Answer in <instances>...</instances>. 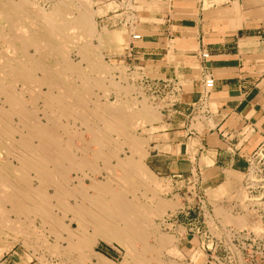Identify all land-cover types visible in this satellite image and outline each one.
<instances>
[{
	"label": "rangeland",
	"instance_id": "rangeland-1",
	"mask_svg": "<svg viewBox=\"0 0 264 264\" xmlns=\"http://www.w3.org/2000/svg\"><path fill=\"white\" fill-rule=\"evenodd\" d=\"M1 1L2 0H0V2ZM23 1H25V3ZM173 1L174 0H62V1L61 0H14V3H18L15 13L16 16L14 14L15 19L17 18L15 20V23L17 24H15L16 27L15 26L14 27L21 28V25L22 27L24 25L25 28L23 27V29L29 31L27 32L25 30V32H23L24 35L23 39L24 38L26 39L29 35V40L24 39L27 42L26 44H29V42L32 41V37L34 42L37 43L40 42L39 44L35 43L34 45V42L32 41L31 45L29 44L30 48L28 47L29 45L25 47L26 54L30 52L31 56L33 57V58L28 57L30 58V62L32 63L34 62L31 68L34 69V67H37L36 63L41 65L44 64L43 68L37 67L36 71L33 70L34 76L38 75L37 76L38 78H40L41 76L42 77L40 79L36 77L38 80L35 79V81L31 82L30 83L31 85L29 86V87H33L35 85L34 87L36 88L35 92L38 96L36 95L35 97L36 99L34 102L37 101L35 105L36 107L38 106L37 107V110L39 109L38 114L39 116L42 115L43 117L44 115L43 112H47L50 114V116L54 118L51 121V123H48V125L51 124L56 125L55 121L58 122L57 124L61 125V128L58 127L57 129L58 131L57 130L56 131H57V135L60 138L64 139V140L60 139L63 149L65 150L67 149V151H70V149H72L71 152H74L76 154L75 160H70L75 162L72 163L69 162V160H67L65 162L66 168L63 171L65 173H63L62 177H59V179L56 180V182H59L58 180L61 179L60 182L64 181L63 182L64 184L67 183V185L65 186L68 189L73 190V191L70 190L71 192L75 193V199H74V194H70L66 196V198L68 197L72 201L69 200L68 198H67L68 200L66 201L70 203L72 206V204H75V200H79L81 198V197L79 198L78 196H80L79 194L84 189L83 193H86L87 196L86 199L84 198L83 202L85 203L86 206H89L88 207L89 209L92 210L95 209L92 202L93 199H95V196L98 195V191L93 187L94 186L93 183H95L94 181L97 180V182L101 184L110 183L108 185H110L114 193L116 192L115 194L117 193L122 194V192L125 193L126 197H128L129 200L135 202L139 207H143L144 209H146L144 212H147L146 213L147 215L145 216L146 218L145 217L144 219L142 218V222L145 225L143 226L141 224L140 229L138 230L137 229L135 230L132 227L130 228V226H128L124 221H119L120 223L119 227L124 228V230L128 232V233L125 232L127 237L124 236L125 244H126L125 246L117 241L108 244L107 242L103 241V239H100L98 237V239L95 240L94 245L87 246V248L86 246H80L79 248V246L74 247L75 245L74 241L75 242L77 241L76 237L78 238V236L84 234H86L84 236L91 237L96 234L94 231L95 230L94 219H92L91 217L90 219L86 218L85 222H83L84 224L82 227L83 229L82 228L79 229L77 221L74 220V218H76V214L74 212H71L72 210L70 211L69 208L66 209L65 207H63V205L60 204L61 202H59L60 200L56 193V189L54 188L53 185L54 183L48 181V183L45 184V182H47V180H45V182L41 186L43 189L40 187L42 189L40 191L44 192L46 190L48 192L47 194L48 197H49V192L50 195H52L48 198L47 204L44 205L46 208L45 207L43 208V205H40L43 203L42 201H44L41 195L42 192L40 191H38V193H35V195L37 196L36 198L33 197V202H35L34 205L36 204L35 211L33 209L29 210L30 213L29 211H26L25 213L23 211H19L21 209H18L17 204H15L14 202L13 204L17 208L15 206H12L13 205L12 201H14L13 198L17 199L19 196L21 197V195L23 194L21 193L22 192L21 190L24 189L25 185L37 187L40 184L39 183L40 177H39V173L36 172L37 170H34L32 168V170L30 171L31 167L25 166L27 167L25 168L24 165L20 163V158H17L15 156V151H13L16 149V147L12 148L11 149L12 151L10 150V148L13 147L14 145V142L12 141H18L24 135L28 134L27 133L28 131L26 130L25 124L23 122L18 124L15 123L19 117H17V115L16 116L14 115L13 126L17 124L18 127L16 126L14 127L16 130L13 132L14 133L13 135L11 133V135L9 136L10 139H8L7 137L5 138L6 134H4L5 136H3L4 137L3 140L4 139L7 140H4L3 141L4 145L0 146V159H1L0 165L2 167L5 166L7 169L5 167L3 168L6 171L10 169L9 173L8 172L3 173L6 171L5 170L3 171V168L0 166V168H2L0 170V173L3 171L2 173L5 175V177H0L1 178L0 184L2 185V188L0 187L1 192L5 191V193L2 192L4 193L2 196L3 197L5 196V198L2 201H0V206L2 205L0 208L1 210L0 212L3 214V216H1L0 214V264H101V263L102 264H190L189 262H191V260L194 259V255L192 254L190 249L189 250L186 249V251L183 250L185 249L184 246L186 244L182 243V241L180 240L179 235H177L176 233V228H173L172 225H170L169 223L166 224L167 222L164 219L167 218V216L174 217L176 212L178 210H182L183 208L185 209V211H190L196 202L195 194L199 189H202L210 200L212 201L214 200L213 203L215 204V199H218L225 195H231L234 191V187L231 181L230 182L227 181L224 183L220 182L215 185H210L207 180L208 179L207 172L205 170H202L203 172L194 171V174H192L191 172H185L183 176H181L178 185L175 186L173 189L170 180H166L167 181L166 182L164 178L154 174L149 169L148 166L147 157L152 150L151 142L153 139L157 138V136H154L151 133V131L154 130L155 128H152V130L148 128L154 122L161 120L162 118L161 115L162 113H164L163 109H166L167 107L171 106L174 103V101L179 98L180 94L183 93V90H182V85H180V82L178 80L174 81V82H179V85L177 86L176 84L174 85L175 86L174 89L172 88L173 87L172 86L164 91L160 87V83L158 79L150 80V75L148 72L149 69L146 68L145 66V59L134 58L136 52L134 45L139 44L142 40L132 41L133 40L132 34L140 33L143 36L149 34L150 33L149 30H147L149 25L153 24V22L156 21L157 22L164 21L161 19V15L164 16L167 13V11L170 10V8H172L174 3ZM26 4L28 10L27 7L26 8L22 7V6H26ZM205 5H207V2ZM0 11L3 10L0 9ZM53 12L54 15L51 14ZM28 14H31V16ZM19 15H23V16H19ZM82 15L83 17H81ZM73 16H75L76 18H74ZM61 17L63 18V20ZM46 18L49 19L47 20ZM58 19H60V21H58ZM64 19L65 22L67 19L66 23L62 22L64 21ZM74 19L77 21V23ZM45 20L47 21V23H45L46 22ZM60 22H62L61 23L62 28H64V30L62 29V31L63 33L65 32L63 35L61 29H58L61 26ZM6 23L7 22L3 20L2 26L0 28V44L2 43V45H0V51L1 52L3 51V53L5 52L4 55L3 53L1 54L2 56H5V54H7L6 56L8 58L9 56L13 58L16 54H18V52L17 50L14 51L15 48L11 46L12 44H9L13 33L11 32L12 30L11 26H9ZM56 23L57 25L59 24L60 26L58 25L59 26L58 27L57 25H55ZM64 24H67L68 26ZM68 27L71 29L69 30ZM76 27H78L77 29L79 30H77ZM54 29L56 30L54 31ZM57 29L60 31H58ZM50 31L51 32L54 31L55 33L52 32L54 35H52ZM56 32L57 33L59 32V34L56 35ZM37 34H39L38 35L39 37L37 36ZM3 35L4 37H6L5 40L2 39L5 42L1 41V37ZM5 35H11V37ZM35 36L38 37L37 41L36 39H34L36 38ZM40 36H45V38ZM20 37L22 36L20 35ZM20 37L17 38L18 40L17 43L19 42V44L22 43L20 42V40L22 41ZM62 42L64 43L62 44ZM43 43H46V46H44L45 44ZM54 45L57 47V48L55 47L56 50L54 48ZM5 46H7L9 50ZM34 46L36 47V49ZM59 46L61 47V49H59L60 48ZM4 47L5 49H3ZM47 51L50 52L47 53ZM13 52H17V53L15 54ZM30 53L28 55H30ZM35 55L38 56L37 57L38 60L35 59L36 58ZM53 55L54 56L56 55L57 57L56 56L54 57ZM24 58L23 60L27 59V57L25 59ZM32 59H34V61ZM66 62H67V67H65ZM62 63H64L65 66ZM68 63H70L69 64L70 67ZM60 64L63 65V67H61ZM49 71H51L50 72L51 74L54 73L56 74V76L54 75L53 77L55 78L56 81H58L57 84L58 87L56 86L57 89L56 87H54L56 83L53 82V79L52 82L55 84H52L50 83V81L49 82L47 81L48 79L47 73ZM65 72L68 76L64 74ZM58 73L61 74L58 75ZM169 76L171 77V80L175 79L174 75H169ZM45 78H46V82H45ZM39 80L40 82H37ZM84 80L85 82H83ZM42 82L45 84L43 85L39 84ZM47 82L51 84L50 88H52L51 89L52 92H50V89L49 90L47 89L49 88L47 87L48 86ZM70 82L72 83V85ZM25 86L26 85H23L21 81L17 85L19 89ZM62 87L65 89L62 90ZM68 87H70L69 90L67 89ZM72 87L74 88L75 91H73ZM75 87L76 88L78 87L79 90L78 89L77 90L79 92L75 89ZM82 88L85 89L84 90L85 92L82 91ZM66 89L70 93V96L72 94L75 95L70 97ZM63 91L65 93H63ZM50 93H52L53 96V101L50 104V107L53 108L51 109L48 107V109L46 110L47 106L45 105L46 103H49L47 101L48 100L47 98H49L48 94ZM27 95L28 93L26 94V98L29 99L30 95L28 96ZM75 97L77 98V100L78 99L80 100V97L81 98L85 97L83 98L84 99L83 102L85 104L82 101L74 100ZM42 101L45 102L43 103ZM41 102H42L41 104L42 106L40 105ZM66 102L67 105L69 104L68 106L66 105ZM76 102L78 104L80 102L79 106ZM82 103L84 105V107L82 108L83 110L81 109L82 106H80ZM58 104L60 106L62 104L63 105L65 104L64 107L63 105L61 106L62 107L61 111L60 109H58L60 108ZM55 106H59L57 108V112ZM66 109L69 111L68 113H71L72 111V113L69 114V116L68 113L67 115L65 114L67 112ZM62 110L64 111L66 110V112ZM75 110L77 111L76 112L77 114L75 113ZM91 110L94 112H92ZM58 114L60 115V117ZM54 115L56 116V118ZM43 121L45 122V120ZM112 122H114L113 124L115 125L114 127H112L113 125H111ZM118 124L120 125V127H118L119 126ZM122 124L124 125L125 129L122 126ZM65 126H67L66 132H64ZM19 129H21L20 135L17 134L20 131ZM96 130L99 131V133ZM18 135L21 136V138H18L19 137ZM11 136H15V137L12 138ZM130 137L131 138L135 137L140 141L141 145L139 144V146L136 148V151H135V147L131 148V145L129 144V139H131ZM34 138L37 141L32 138L31 143L38 144L39 143L38 138L37 137ZM8 140H11V142ZM8 143H10V145ZM8 149L10 151H8ZM9 152L11 153L14 152V154H11L13 156H11ZM5 158L6 160H4ZM121 160L123 161V163H126V161L128 160H132V161L135 160L137 161V164L139 162L140 165L138 164L137 166H133L131 164L130 165L127 164L126 166H124L125 164H123ZM84 161L86 163H84ZM202 162L205 161L203 160ZM80 163H83V165H81ZM21 164L23 166H21ZM21 168L22 170L19 171ZM12 169L15 170V173ZM66 170H68L69 172ZM11 172L14 174H12ZM4 175L1 174L0 176H4ZM14 175H16V177H14ZM23 175L25 177H28L27 182L25 183L23 182L24 181L23 179H25ZM12 177H14L15 179ZM32 177H34V179ZM66 177H68V179ZM9 178L12 179L9 180ZM20 178L21 180H19ZM4 179H6L7 181ZM81 180H83L84 182ZM4 181L5 183H8L9 181L8 184L13 186V188L10 185L6 186V184H3ZM31 181L32 183H30ZM111 181L113 182L111 183ZM11 182L14 184H12ZM20 182L23 186L21 185L20 187H18L19 188L18 189L17 186L20 185ZM49 183H51V185H49ZM75 190H77L78 192ZM46 191L44 193H46ZM76 193L79 194L76 195ZM81 199L83 200V198ZM9 203H11L12 205ZM47 206L48 207L53 206L54 208L51 207L50 209L49 207V209H47ZM60 208H62L63 210L65 208L64 210L65 212L62 211ZM38 209H40L41 211ZM44 209L47 211L49 210V213ZM8 210L10 213L8 212ZM66 211H68V213ZM222 211H224L222 208L219 209V212ZM46 212L49 215L48 217H46L47 216ZM28 213L29 216L28 218H26L27 217L26 215H28ZM35 213L37 215H35ZM52 216H56L58 219L61 218L59 219V221L61 222L60 226L54 225V223L50 219ZM14 218L16 219L14 220ZM229 218H230L229 219L230 222L236 221V220H232L231 218L240 219L236 217H229ZM174 219L176 220V218ZM9 222L12 223V226L10 225ZM32 226L35 228H33ZM52 227L54 229H51ZM63 227L66 228L65 231ZM61 229H63V231ZM55 232L57 233L55 234ZM140 234L143 235L140 236ZM160 237L162 240L160 239ZM163 239H167V241L162 244ZM127 240L128 243L126 242ZM98 253L104 254L109 259L107 258L105 259V257L102 258L101 254ZM195 264H199V263L197 262Z\"/></svg>",
	"mask_w": 264,
	"mask_h": 264
},
{
	"label": "crops",
	"instance_id": "crops-1",
	"mask_svg": "<svg viewBox=\"0 0 264 264\" xmlns=\"http://www.w3.org/2000/svg\"><path fill=\"white\" fill-rule=\"evenodd\" d=\"M173 2L164 21L149 25L150 33L134 45L150 80H178L183 90L148 128L157 136L148 166L173 189L185 172L202 170L210 185L231 181L235 188L264 145V0ZM202 48L211 53L207 70L215 78L207 97ZM185 213L178 210L176 220L186 222ZM182 243L192 252L191 235Z\"/></svg>",
	"mask_w": 264,
	"mask_h": 264
},
{
	"label": "bare ground",
	"instance_id": "bare-ground-1",
	"mask_svg": "<svg viewBox=\"0 0 264 264\" xmlns=\"http://www.w3.org/2000/svg\"><path fill=\"white\" fill-rule=\"evenodd\" d=\"M62 1V0H61ZM19 2V1H18ZM24 3H25V1H23ZM31 2V1H30ZM29 2V3H30ZM70 2V1H69ZM68 2V3H69ZM22 3V2H21ZM35 3V2H34ZM31 4V3H30ZM62 4V3H61ZM72 4H73V2H72ZM17 5H18V3H14V0H2L1 2H0V9L1 10H3V11H0V28H1V26H2V21L4 20L5 22H7L6 24H8L9 26H11V28H12V30H11V32L13 33V35H12V37H11V35H5V36H9V37H11V40H10V43L9 44H12L11 46H13L15 49H14V51H16L17 50V52H18V54H16L17 52H13V53H15L16 55L12 58L11 56H9V58L6 56L7 54H5V56H2L1 54L3 53V51L0 53V146H2V145H4L3 144V141L4 140H7V139H4L3 140V136H5L4 134H6V136H5V138L7 137L8 139H10L9 138V136L11 135V133H12V135L14 134L13 132L16 130L14 127L16 126V127H18L17 126V124L18 123H21V122H23L24 124H25V127H26V130L28 131H26L28 134H26V135H24L22 138H21V136H19L20 135V132H21V129H19L20 131H19V133H17V134H19L17 137L18 138H21L20 140H18V141H12V142H14V145H13V147H11L10 148V150L12 149V148H14V147H16V149L15 150H13V151H15V156L17 157V158H20V163H22L23 165H24V167L25 166H27V167H31L30 168V171L32 170V168L34 169V170H37L36 172H38L39 173V177H40V180H39V185L37 186V187H33V186H30V185H25L24 183L25 182H27V178L28 177H25L24 175H23V177L25 178V179H23L24 181V185H25V187H24V189H20L22 192L21 193H23L22 195H21V197L19 198H17V199H15V198H13V200L14 201H12V204H13V202L15 203V204H17V207H18V209H21V210H19V211H23L24 213L26 212V211H29L30 209L32 210H34L35 211V209H36V204L34 205V203L35 202H33V197H37L36 195H35V193H38V191H40V190H42L43 188L41 187L42 186V184L45 182V180H47V182H45V184L46 183H48V181H50V182H52V183H54L53 185H54V188L56 189V193H57V195H58V198H59V202H61L60 204L61 205H63V207H65L66 209H70V211L71 212H74L75 214H76V218H74V220L75 221H77V224H78V228L80 229V228H82L83 227V222H85V219L86 218H89L90 219V217L92 218V219H94V226H95V235H93V236H91V237H89V236H84V235H86V234H84V235H81V236H78V238L76 237V239H77V241L75 242L74 241V247H76V246H79V248H80V246H86V248H87V246H92V245H94V243H95V240H97L98 239V237L100 238V239H103V241H105V242H107L108 244L109 243H112V242H115V241H117V242H119V243H121L122 245H126L125 244V238H124V236H126V233H128V232H126L125 230H124V228H121V227H119L120 225V223H119V221H124L128 226H130V228L132 227V228H134L135 230L137 229H140V226H141V224L144 226L145 224H143V222H142V218L144 219V217L147 215L146 213L147 212H144L146 209H144L143 207H139L135 202H132L131 200H129L128 199V197H126V195H125V193H123L122 192V194H115L114 192H113V190H112V188L110 187V185H108V184H110V183H108V184H101V183H98L97 182V180H95L94 182L95 183H93L94 184V188L98 191V195L97 196H95V199H93V205H94V207H95V209H89L88 207L89 206H86L85 205V203L83 202L84 201V198L86 199V193H83V190L81 191L80 189V191H81V193L79 194V193H76V195L77 194H79L80 196H78L79 198L81 197V198H83V200L80 198L79 200H75V204H72V206H71V204L70 203H68L66 200H68L67 198H66V196H68V195H70V194H74V199H75V193H73V192H71V191H73V190H71V189H68L65 185H67V183L66 184H64L63 182L64 181H61L60 182V180H58L59 182H56V180L57 179H59V177H62L63 176V173H65V172H63L64 170H65V162L67 161V160H69V162H72V163H74L73 161H70V160H75V157H76V154L74 153V152H71V150L72 149H70V151H67V149L65 150V149H63V146H62V143H61V140L60 139H63V138H60L58 135H57V129H58V127H60L61 128V125H59V124H57L58 122L57 121H55V123H56V125H48V123H51V121L54 119L52 116H50V114L49 113H47V112H43V117H42V115L41 116H39V114H38V111H39V109L37 110V107H36V102H34L35 101V97H36V92H35V85L33 86V87H29L31 84V82H33V81H35V79H37L38 77V75L37 76H34L33 75V70L34 71H36V68L37 67H40V68H43L44 67V64L43 65H41V64H38V63H36V66L37 67H34V69L33 68H31L32 67V65H33V63L32 62H30V58H28V57H31V58H33L32 56H31V53H30V55H28L29 53H27L26 54V50H25V47L26 46H28L29 44L31 45V42L33 41V37H32V41L31 42H29V44H26L27 42L25 41V40H29V35H28V39L26 38H24L23 39V32H25V30L23 29V27H24V25H23V27H22V25H21V28L20 27H17V28H15L16 26H15V24H17V23H15V20L17 19H15V16H16V9H17ZM22 5V4H21ZM63 5V4H62ZM65 5V4H64ZM29 6V5H28ZM31 6V5H30ZM80 6V5H79ZM2 7V8H1ZM19 7H21V6H19ZM23 8L25 7H27V4H26V6H22ZM59 7V6H58ZM31 8V7H30ZM35 8V7H34ZM64 9H65V7H64ZM11 10H12V12H11ZM27 10H28V7H27ZM32 10V9H31ZM30 10V11H31ZM63 10V9H62ZM69 10V9H68ZM26 11V10H25ZM36 11H37V9H36ZM55 11V10H54ZM65 11V10H64ZM27 12V11H26ZM59 12V11H58ZM20 13V12H19ZM14 14H15V16H14ZM21 14V13H20ZM27 14V13H26ZM36 14V13H35ZM39 14V13H38ZM51 14H53L54 15V12L53 13H51ZM50 14V15H51ZM58 14H60V13H58ZM78 14H79V12H78ZM86 14V13H85ZM88 14V13H87ZM18 15V14H17ZM28 15H30L31 16V14H28ZM44 15V14H43ZM52 15V16H53ZM68 15H70V14H68ZM73 15V14H72ZM81 15V14H80ZM19 16H23V15H19ZM27 16V15H26ZM34 16V15H33ZM52 16H50V17H52ZM60 16V15H59ZM58 16V17H59ZM64 16H65V14H64ZM85 16V15H84ZM29 17V16H28ZM74 18H76L75 16H73ZM81 17H83V15L81 16ZM37 18V17H36ZM62 18V17H61ZM60 18V19H61ZM65 18V17H64ZM67 18V17H66ZM78 18H80V17H78ZM24 19V18H23ZM47 20L49 19V18H46ZM60 19H58V21H60ZM18 20H19V18H18ZM25 20H28V19H25ZM24 20V21H25ZM36 20H38V19H36ZM52 20V19H51ZM50 20V21H51ZM53 20H55V19H53ZM62 20H63V18H62ZM75 20V19H74ZM46 21V20H45ZM57 21V22H58ZM76 21V20H75ZM74 21V22H75ZM79 21V20H78ZM88 21V20H87ZM49 22V21H48ZM62 22H65V19H64V21H62ZM62 22H60V24L62 23ZM66 22H67V19H66ZM65 22V23H66ZM74 22H73V24H74ZM80 22V21H79ZM78 22V23H79ZM89 22V21H88ZM20 23V22H19ZM24 23V22H23ZM33 23V22H32ZM36 23V22H35ZM44 23V22H43ZM45 23H47V21L45 22ZM76 23H77V21H76ZM87 23V22H86ZM5 24V25H6ZM25 24V23H24ZM67 24H69V23H67ZM67 24H64V25H67ZM70 24H72V23H70ZM81 24H82V21H81ZM39 25H41V24H39ZM43 25V24H42ZM55 25H57V23L55 24ZM54 25V26H55ZM59 25V24H58ZM57 25V26H58ZM15 26V27H14ZM26 26V25H25ZM32 26V25H31ZM44 26V25H43ZM51 26V25H50ZM54 26H52V27H54ZM60 26V25H59ZM58 26V27H59ZM68 26V25H67ZM75 26H76V24H75ZM86 26V25H85ZM33 27V26H32ZM31 27V28H32ZM36 27H37V25H36ZM9 28V27H8ZM25 28V27H24ZM49 28V27H48ZM69 28V27H68ZM67 28V29H68ZM73 28H75V27H73ZM78 27H76V29H77ZM81 28V27H80ZM47 29V28H46ZM53 29V28H52ZM58 29H61V32H62V35L65 33H63V31H62V29L64 30V28H62V24H61V26H60V28H58ZM57 29V30H58ZM71 28H69V30H70ZM90 29V28H89ZM49 30V29H48ZM48 30H47V32H48ZM56 29H54V31H55ZM77 30H79V29H77ZM27 32H29L28 30H26ZM31 31V30H30ZM36 31H38V30H36ZM54 31H52L53 33H55ZM58 31H60V30H58ZM72 31V30H71ZM26 32V33H27ZM43 32V31H42ZM41 32V33H42ZM51 31H50V33L52 34V35H54L53 33H52ZM67 33V32H66ZM4 34V33H3ZM5 34H6V32H5ZM8 34H9V32H8ZM45 34V33H44ZM57 34H59V32L57 33L56 32V35ZM61 34V33H60ZM20 35L22 36V37H20ZM39 34H37V36H38ZM61 35V36H62ZM88 35V34H87ZM90 35V34H89ZM26 36V35H25ZM48 36H50V35H48ZM82 36V35H81ZM2 37H4V35L2 36ZM1 37V41H3V40H5V38L6 37H4V38H2ZM18 37H20L21 39H22V41L20 40V42H22V43H20L19 44V42L17 43V38ZM36 37V36H35ZM39 37V36H38ZM38 37H36V38H34V39H36V41H37V38ZM40 37H43V38H45V36H40ZM19 38V39H20ZM43 38H41V39H43ZM76 38V37H75ZM78 38V37H77ZM3 39V40H2ZM10 39V38H9ZM40 39V38H39ZM55 39H57V38H55ZM54 39V40H55ZM84 39V38H83ZM7 40H8V38H7ZM67 40V39H66ZM39 41H41V40H39ZM51 41V40H50ZM61 41V40H60ZM60 41H58V42H60ZM3 42H5V41H3ZM7 42H6V44H7ZM34 42V41H33ZM44 42H45V40H44ZM85 42V41H84ZM35 43L36 44H39V43H37V42H34V45H35ZM64 42H62V44H63ZM87 43V42H86ZM5 44V45H6ZM43 44H45L44 46H46V43H43ZM53 44V43H52ZM60 44V43H59ZM75 44H77V43H75ZM0 45H2V43L0 44ZM30 45L28 46L29 48H30ZM8 46V45H7ZM7 46H5V47H7ZM37 46V45H36ZM89 46V45H88ZM5 47L3 48V49H5ZM27 47V48H28ZM35 47V46H34ZM38 47H39V45H38ZM56 46L54 45V48H55ZM60 47V46H59ZM11 48V47H10ZM44 48V47H43ZM43 48H41V49H43ZM57 48V47H56ZM56 48H55V50H56ZM89 48V47H88ZM7 49H8V47H7ZM6 49V50H7ZM35 49H36V47H35ZM38 49V48H37ZM59 49H61V47L59 48ZM64 49V48H63ZM9 50V49H8ZM13 50V49H12ZM50 50H53V49H50ZM65 50V49H64ZM63 50V51H64ZM84 50H86V49H84ZM36 51V50H35ZM7 52V51H6ZM24 52H25V54H24ZM37 52V51H36ZM42 52V51H41ZM44 52V51H43ZM50 52V51H49ZM48 51H47V53H49ZM54 52V51H53ZM5 53V52H4ZM4 53H3V55H4ZM33 53H34V51H33ZM59 53H61V52H59ZM91 53V52H90ZM10 55H11V52H10ZM13 55V54H12ZM33 55V54H32ZM39 55V54H38ZM85 55V54H84ZM36 56V55H35ZM54 56V55H53ZM56 56V55H55ZM54 56V57H55ZM27 57V59H25V58ZM38 56H36V60H38V58H37ZM48 57H50V56H48ZM52 57V56H51ZM57 57V56H56ZM66 57V56H65ZM17 58V59H16ZM23 58L25 59V60H23ZM58 59V58H57ZM64 59V58H63ZM33 61H34V59H32ZM36 60H35V62H36ZM40 60V59H39ZM59 60H60V58H59ZM47 61V60H46ZM56 61V60H55ZM38 62V61H37ZM45 62V61H44ZM64 62V61H63ZM67 62H69V61H67ZM67 62H66V66L64 65V63H62L65 67H67ZM32 63V64H31ZM47 63V62H46ZM58 63V62H57ZM70 63H68V65H69ZM30 65V66H29ZM51 65V64H50ZM59 65V64H58ZM61 65V64H60ZM63 65H61V67H63ZM35 66V65H34ZM91 66H92V64H91ZM60 67V68H61ZM69 67H70V65H69ZM95 67V66H94ZM48 68V67H47ZM46 68V69H47ZM56 68V67H55ZM72 68V67H71ZM62 69V68H61ZM60 69V70H61ZM68 69V68H67ZM91 69V68H90ZM43 70V69H42ZM50 70H52V69H50ZM54 70V69H53ZM64 70V69H63ZM38 71V70H37ZM55 71H57V70H55ZM59 71V70H58ZM67 71V70H66ZM41 72V71H40ZM44 72H45V70H44ZM51 71H49L48 73H47V81L49 82L50 81V83H52V84H55L56 83V85L54 86V87H56L57 86V84H58V81H56L55 80V78L53 77L54 75L56 76V74L54 73V74H51L50 73ZM38 74V73H37ZM59 74H61V73H58V75ZM64 74H66V72L64 73ZM75 74V73H74ZM96 74V73H95ZM40 75V74H39ZM45 75V74H44ZM43 75V76H44ZM67 75V74H66ZM65 75V76H66ZM83 75V74H82ZM86 75V74H85ZM41 76V75H40ZM68 76V75H67ZM70 76V75H69ZM78 76H79V74H78ZM37 77V78H36ZM42 77V76H41ZM40 77V78H41ZM61 77V76H60ZM63 77V76H62ZM89 77V76H88ZM40 78H38V79H40ZM57 78V77H56ZM37 79V80H38ZM52 79H53V82H55V83H53L52 82ZM59 79V78H58ZM66 79V78H65ZM22 82V84L23 85H26V86H28V87H21L20 89L17 87V85H18V83L19 82ZM90 81V80H89ZM37 82H40V80L39 81H37ZM43 82H44V80H43ZM39 83V84H45V83ZM45 82H46V78H45ZM47 82V83H48ZM83 82H85V80L83 81ZM50 83H48V86L47 87H49V88H47L48 90L50 89V92H52L51 91V89L52 88H50L51 86V84ZM71 83V82H70ZM88 83V82H87ZM39 84H38V86H39ZM75 84V83H74ZM95 84V83H94ZM104 84V83H103ZM65 85H66V83H65ZM68 85V84H67ZM71 85H72V83H71ZM70 85V86H71ZM75 86V85H74ZM84 86V85H83ZM53 87V86H52ZM58 87V86H57ZM57 87H56V89H57ZM59 87H60V85H59ZM82 87V86H81ZM39 88V87H38ZM65 88H66V86H65ZM65 88H63L62 87V90H64ZM84 88V87H83ZM82 88V91H84L85 89H83ZM86 88V87H85ZM61 89V88H60ZM59 89V90H60ZM68 90L70 89V87H68L67 88ZM67 89H66V91H67ZM72 89H73V91H75L74 90V88L72 87ZM75 89L77 90L78 89V87L76 88L75 87ZM39 90H41V89H39ZM45 90V89H44ZM79 90V89H78ZM77 90V91H78ZM81 90V89H80ZM41 91H43V90H41ZM73 91H71V92H73ZM49 92V91H48ZM68 92V91H67ZM79 92V91H78ZM85 92V91H84ZM83 92V93H84ZM28 93V95H30V97H29V99H27L26 98V94ZM41 93H43V92H41ZM63 93H65L64 91H63ZM69 93V92H68ZM67 93V94H68ZM74 93H76V92H74ZM39 94V93H38ZM62 94V93H61ZM61 94H60V96H61ZM91 94V93H90ZM27 95V96H28ZM42 95V94H41ZM49 95V98H47L48 100V102L49 103H46V105L45 106H47V108H46V110L48 109V107L49 108H53V107H50V104L52 103V101H53V96H52V93H50V94H48ZM56 95H57V93H56ZM58 95H59V93H58ZM69 96H70V93L68 94ZM75 94H72L71 96H74ZM83 95V94H82ZM87 95V94H86ZM38 96V95H37ZM40 96V95H39ZM65 96H67V95H65ZM68 96V97H69ZM70 96V97H71ZM81 96V95H80ZM48 97V96H47ZM78 97H79V95H78ZM87 97V96H86ZM46 98V97H45ZM60 98V97H59ZM76 98V97H75ZM74 98V100H77V98L75 99ZM83 98H85V97H83ZM83 98H81L80 97V100L79 101H84V99ZM71 99V98H70ZM38 100V99H37ZM41 100V99H40ZM43 100V99H42ZM77 100V101H78ZM62 101V100H61ZM60 101V102H61ZM43 102V101H42ZM42 102L40 103V105L42 104ZM45 102V101H44ZM43 102V103H44ZM55 102V101H54ZM68 102V101H67ZM67 102H66V105H67ZM70 102V101H69ZM90 102V101H89ZM62 103V102H61ZM60 103V104H61ZM65 103V102H64ZM71 103H73V102H71ZM70 103V104H71ZM77 103V102H76ZM84 103V102H83ZM83 103L80 105V106H82L81 107V109L84 107V105H83ZM75 104V103H74ZM78 104V103H77ZM79 104H80V102H79ZM79 104H78V106H79ZM85 104V103H84ZM93 104V103H92ZM134 104V103H133ZM59 105V104H58ZM63 105V104H62ZM61 105V106H62ZM69 105V104H68ZM67 105V106H68ZM73 105V104H72ZM100 105V104H99ZM127 105V104H126ZM42 106V105H41ZM54 106V105H53ZM60 106V105H59ZM59 106H55V108H56V112H57V108L59 107ZM60 106V108H58V109H60V111H61V107ZM65 106V104L63 105V107ZM71 106V105H70ZM77 106V107H78ZM124 106V105H123ZM41 108V107H40ZM66 108V107H65ZM68 108V107H67ZM79 108V107H78ZM43 109V108H42ZM71 109V108H70ZM80 109V108H79ZM78 109V110H79ZM85 109V108H84ZM67 110V109H66ZM66 110L64 111V110H62V111H64V112H66ZM83 110V109H82ZM110 110V109H109ZM115 110V109H114ZM119 110V109H118ZM92 111V110H91ZM102 111V110H101ZM103 111H104V109H103ZM129 111V110H128ZM133 111H135V110H133ZM41 112V111H40ZM48 112H50V111H48ZM69 111L67 110V112L65 113L66 115H67V113H68ZM77 111L75 110V113H76ZM92 112H94V111H92ZM92 112H91V114H92ZM126 112V111H125ZM53 113V112H52ZM62 113V112H61ZM60 113V114H61ZM71 113H72V111H71ZM71 113H68V116H69V114H71ZM87 113V112H86ZM124 113V112H123ZM77 114V113H76ZM83 114V113H82ZM96 114V113H95ZM122 114V113H121ZM16 116L17 115V117H19L18 119H17V121L15 122V123H17L15 126H13V116ZM55 115H56V113H55ZM54 115V116H55ZM59 115V114H58ZM116 115V114H115ZM134 115V114H133ZM65 116V115H64ZM70 116H72V115H70ZM74 116V115H73ZM83 116V115H82ZM113 116H114V114H113ZM129 116V115H128ZM16 117V118H17ZM59 117H60V115H59ZM66 117V116H65ZM77 117V116H76ZM101 117V116H100ZM103 117V116H102ZM133 117V116H132ZM15 118V117H14ZM42 118H43V120H45V122L42 120ZM55 118H56V116H55ZM63 118V117H62ZM68 118V117H67ZM99 118V117H98ZM118 118V117H117ZM60 119V118H59ZM70 119V118H69ZM74 119H76V118H74ZM58 120V119H57ZM67 120V119H66ZM65 120V121H66ZM102 120V119H101ZM104 120V119H103ZM114 120V119H113ZM118 120V119H117ZM124 120V119H123ZM142 120V119H141ZM15 121V120H14ZM20 121V122H19ZM105 121V120H104ZM106 121H108V120H106ZM62 122V121H61ZM116 122V121H115ZM124 122V121H123ZM127 122V121H126ZM64 123V122H63ZM125 123V122H124ZM24 124H22V125H24ZM104 124H106V123H104ZM114 124V122H112V124L111 125H113ZM59 125V126H58ZM66 125V124H65ZM119 125V124H118ZM21 126V125H20ZM63 126V125H62ZM98 126V125H97ZM115 125H113L112 127H114ZM122 126L124 127V125L122 124ZM24 127V126H23ZM66 127L67 126H65V131L64 132H66ZM90 127V126H89ZM95 127V126H94ZM118 127H120V125L118 126ZM91 128V127H90ZM63 129V128H62ZM121 129V128H120ZM124 129H125V127H124ZM127 129V128H126ZM25 130V129H24ZM57 130V131H56ZM117 130V129H116ZM61 131V130H60ZM97 131V130H96ZM114 131V130H113ZM123 131V130H122ZM18 132V131H17ZM25 132V133H26ZM98 133H99V131H97ZM22 133H23V131H22ZM60 133V132H59ZM105 133V132H104ZM15 134H16V132H15ZM62 134V133H61ZM60 134V135H61ZM92 134V133H91ZM94 134V133H93ZM8 135V136H7ZM94 136V135H93ZM125 136V135H124ZM135 136V135H134ZM12 138L13 137H15V136H11ZM34 137H37L38 138V140H39V143L38 144H36V143H34V144H32L31 143V140H32V138L33 139H35ZM65 137V136H64ZM101 137V136H100ZM127 137V136H126ZM136 137V136H135ZM135 137H133V138H131V139H129V144L131 145V148H133V147H135V151H136V148L139 146V144H140V141L138 140V139H136ZM17 138V139H18ZM103 138V137H102ZM16 139V138H15ZM95 139V138H94ZM12 140V139H11ZM11 140H8V141H10L11 142ZM14 140V139H13ZM36 140V139H35ZM64 140V139H63ZM84 140V139H83ZM7 141V142H8ZM37 141V140H36ZM97 141H98V139H97ZM128 141V140H127ZM103 142V141H102ZM105 142V141H104ZM68 143V142H67ZM97 143V142H96ZM107 143V142H106ZM9 145H10V143H8ZM16 145V146H15ZM141 145V144H140ZM66 146V145H65ZM5 148H6V146H5ZM9 149H8V151H10ZM141 150V149H140ZM140 150H138V151H140ZM12 151V150H11ZM111 152V151H110ZM10 153V155L11 154H14V152H9ZM11 156H13V155H11ZM8 157V156H7ZM111 157V156H110ZM96 158V157H95ZM99 158V157H98ZM2 159H3V157H2ZM86 159V158H85ZM1 160V159H0ZM4 160H6V158L4 159ZM9 160V159H8ZM7 160V161H8ZM12 160V159H11ZM79 160V159H78ZM10 161V160H9ZM83 161V160H82ZM122 161V160H121ZM120 161V162H121ZM11 162V161H10ZM19 162V161H18ZM125 162V161H124ZM1 163V162H0ZM15 163V162H14ZM84 163H86L85 161H84ZM122 163H123V161H122ZM8 164V163H7ZM6 164V165H7ZM13 164V163H12ZM21 164V166H23ZM81 165H83V163H80ZM123 164H125L124 166H126L127 164H131V165H133V166H137L138 164H139V162H138V164H137V161H132V160H128V161H126V163H123ZM3 165V164H2ZM14 165V164H13ZM19 165V164H18ZM17 165V166H18ZM51 165H52V167H51ZM140 165V164H139ZM1 166V165H0ZM16 166V165H15ZM2 167V166H1ZM3 167H5V166H3ZM2 167V168H3ZM27 167H25V168H27ZM128 167H130V166H128ZM2 168H0V170L2 169ZM6 168V167H5ZM7 169V168H6ZM93 169V168H92ZM5 169L3 168V171H4ZM10 170V169H9ZM9 170H5L6 172H3V173H9L10 171ZM13 170V169H12ZM19 170V169H18ZM22 170V168L19 170V171H21ZM29 170V169H28ZM94 170V169H93ZM14 171V173H15V170H13ZM29 171V172H30ZM66 171H68V170H66ZM0 173V175L2 174V175H4L3 173ZM17 172V171H16ZM25 172V171H24ZM23 172V173H24ZM26 172H27V170H26ZM69 172V171H68ZM12 173V172H11ZM14 173H12V174H14ZM67 173V172H66ZM108 173H109V171H108ZM130 173V172H129ZM33 174H34V172H33ZM37 174V173H36ZM112 174V173H111ZM8 175V174H7ZM17 175V174H16ZM16 175H14V177H16ZM30 175V174H29ZM122 175V174H121ZM10 176V175H9ZM33 176V175H32ZM0 177H5V175L4 176H0ZM6 177H8V176H6ZM14 177H12V178H14ZM12 178H9V180L10 179H12ZM33 179H34V177H32ZM38 178V177H37ZM67 179H68V177H66ZM66 178H64V179H66ZM80 178V177H79ZM78 178V179H79ZM119 178H120V176H119ZM1 179V178H0ZM8 179V178H7ZM15 179V178H14ZM13 179V180H14ZM18 179V178H17ZM30 179V178H29ZM113 179H114V177H113ZM126 179V178H125ZM3 180V179H2ZM4 180H6V179H4ZM13 180H12V182H13ZM19 180H21V178L19 179ZM7 181V180H6ZM66 181V180H65ZM81 181H83V180H81ZM126 181V180H125ZM11 182V183H12ZM67 182V181H66ZM70 182V181H69ZM84 182V181H83ZM113 181H111V183H112ZM137 182V181H136ZM2 183V182H1ZM8 183H9V181H8ZM8 183H5V181L3 182V184H6V186L7 185H10V184H8ZM14 183H15V181H14ZM14 183H12V184H14ZM30 183H32V181L30 182ZM71 183V182H70ZM74 183V182H73ZM82 183V182H81ZM107 183V182H106ZM27 184V183H26ZM29 184V183H28ZM34 184V183H33ZM37 184V183H36ZM79 184V183H78ZM1 185V184H0ZM22 184H21V182H20V185L19 186H17V188L18 187H20ZM35 185V184H34ZM48 185V184H47ZM49 185H51V183H49ZM11 186V185H10ZM23 186V185H22ZM74 186V185H73ZM82 186V185H81ZM92 186V185H91ZM1 188H2V185L0 186ZM12 188H13V186H11ZM11 187H9V188H11ZM42 189H41V188ZM69 187V186H68ZM78 187V186H77ZM139 187V186H138ZM4 188V187H3ZM74 188V187H73ZM84 188V187H83ZM6 189V188H5ZM15 189H16V186H15ZM15 189H13V190H15ZM19 189V188H18ZM54 189V190H55ZM75 189V188H74ZM125 189V188H124ZM19 190V191H20ZM71 190V191H70ZM46 191V190H45ZM44 191V192H45ZM75 191H77V190H75ZM112 191V192H111ZM2 192H4L5 193V191H2ZM1 192V189H0V201H2L4 198H5V196L3 197L2 195L4 194V193H2ZM17 192V191H16ZM34 192V193H33ZM40 192H42V197H43V199H44V201H42L43 203L42 204H40V205H43V208L45 207L44 205H46L47 204V200H48V198L50 197V196H52V195H50V192H49V197H48V192L46 191V193H44L43 191H40ZM78 192V191H77ZM33 193V194H32ZM9 194H11V193H9ZM8 194V195H9ZM13 194V193H12ZM40 194V193H39ZM52 194V193H51ZM54 194V193H53ZM88 194V193H87ZM128 194V193H127ZM38 195V194H37ZM56 195V194H55ZM90 195V194H89ZM17 197V196H16ZM56 197V196H55ZM93 197V196H92ZM34 198V199H35ZM54 198V197H53ZM73 198V197H72ZM12 199V198H11ZM10 199V200H11ZM51 199V198H50ZM55 199H57V198H55ZM138 199V198H137ZM6 200H7V198H6ZM6 200H5V203H6ZM41 200V199H40ZM69 200H71V199H69ZM72 201V200H71ZM89 201V200H88ZM8 202H10V201H8ZM57 202V201H56ZM38 203H39V201H38ZM50 203V202H49ZM73 203H74V201H73ZM9 204H11V203H9ZM11 204V205H12ZM60 204H58V205H60ZM52 205V204H51ZM2 206V205H1ZM1 206H0V208H1ZM12 206H15L14 204L12 205ZM142 206V205H141ZM166 206V205H165ZM5 207V206H4ZM16 207V206H15ZM16 207V208H17ZM38 207V206H37ZM40 207V206H39ZM50 207V206H49ZM49 207L47 206V209H49ZM51 207H53V206H51ZM51 207H50V209H51ZM61 207V206H60ZM43 208H40V209H43ZM46 208V207H45ZM54 208V207H53ZM65 208H64V210H65ZM147 208V207H146ZM26 209V210H25ZM40 209H38V210H40ZM62 211H64L62 208H60ZM5 210V209H4ZM12 210V209H11ZM10 210V211H11ZM45 210V209H44ZM43 210V211H44ZM57 210V209H56ZM151 210V209H150ZM1 211V210H0ZM3 211V210H2ZM6 211V210H5ZM18 211V212H19ZM41 211V210H40ZM45 211H47V210H45ZM51 211H53V210H51ZM94 211V212H93ZM7 212V211H6ZM5 212V213H6ZM8 212H9V210H8ZM12 212V211H11ZM48 213H49V210L47 211ZM47 212H46V214H47ZM65 212V211H64ZM67 213H68V211H66ZM149 212V211H148ZM10 213V212H9ZM13 213H14V211H13ZM12 213V214H13ZM21 213V212H20ZM29 213H30V211H29ZM29 213H28V215H26L27 217L26 218H28V216H29ZM45 213V212H44ZM52 213V212H51ZM57 213V212H56ZM66 213V214H67ZM73 213V214H74ZM0 214H1V216H3V214L0 212ZM32 214V213H31ZM34 214V213H33ZM39 214H40V212H39ZM65 214V213H64ZM72 214V215H73ZM24 215V214H23ZM35 215H37L36 213H35ZM34 215V216H35ZM57 215V214H56ZM25 216V215H24ZM40 216V215H39ZM49 215L47 214V216L46 217H48ZM7 217V216H6ZM32 217V216H31ZM148 217V216H147ZM8 218H9V216H8ZM11 218V217H10ZM23 218V217H22ZM30 218V217H29ZM146 218V217H145ZM16 218H14V220H15ZM51 221L54 223V225L55 226H60L61 225V222L59 221V219H61V218H57L56 216H52L51 218ZM71 219H73V218H71ZM232 220H236V221H231V222H233V223H238V224H243L244 222H243V220L242 219H235V218H231ZM7 220V219H6ZM41 220H42V218H41ZM9 221H11V220H9ZM46 221V220H45ZM91 221H93V220H91ZM48 222V221H47ZM73 222V221H72ZM10 223V222H9ZM20 223V222H19ZM52 223V224H53ZM64 223V222H63ZM92 223V222H91ZM14 224H17V223H14ZM13 224V225H14ZM46 224H48V223H46ZM45 224V225H46ZM10 225L12 226V223H10ZM9 225V226H10ZM25 225V224H24ZM41 225H43V224H41ZM66 225V224H65ZM86 225H87V223H86ZM85 225V226H86ZM3 226H5V225H3ZM8 226V225H7ZM6 226V227H7ZM15 226V225H14ZM51 226V225H50ZM70 226V225H69ZM69 226H67V227H69ZM71 226H72V224H71ZM84 226V227H85ZM142 226V227H143ZM18 227V226H17ZM23 227H25V226H23ZM33 227V226H32ZM42 227V226H41ZM46 227V226H45ZM44 227V228H45ZM66 227V226H65ZM77 227V226H76ZM125 227V226H124ZM5 228V227H4ZM9 228V227H8ZM33 228H35V227H33ZM56 228V227H55ZM61 228V227H60ZM64 228V227H63ZM19 229V228H18ZM32 229V228H31ZM51 229H54L53 227L51 228ZM65 229L66 228H64V231H65ZM77 229V228H76ZM83 229V228H82ZM60 230V229H59ZM62 231H63V229H61ZM69 230V229H68ZM67 230V231H68ZM85 230V229H84ZM143 230V229H142ZM33 231V230H32ZM74 231V230H73ZM82 231V230H81ZM140 231V230H139ZM69 232V231H68ZM67 232V233H68ZM126 232V233H125ZM57 232H55V234H56ZM71 233H72V231H71ZM131 233V232H130ZM70 234V233H69ZM72 235V234H71ZM78 235V234H77ZM137 235V234H136ZM143 235V234H142ZM141 234H140V236H142ZM73 236H74V234H73ZM68 237H69V235H68ZM127 237V236H126ZM137 237V236H136ZM158 237V236H157ZM72 238V237H71ZM142 239V238H141ZM160 239H161V237H160ZM26 240V239H25ZM162 240V239H161ZM134 241V240H133ZM167 241V239H163V241H162V244L164 243V242H166ZM46 242V241H45ZM127 243H128V240L126 241ZM160 242V241H159ZM134 243V242H133ZM130 245H131V243H130ZM147 245V244H146ZM29 246V245H28ZM47 247V246H46ZM49 247V246H48ZM58 247V246H57ZM73 247V248H74ZM59 248V247H58ZM63 248V247H62ZM83 248V247H82ZM45 249V248H44ZM56 249V248H55ZM85 249V248H84ZM127 249H129V248H127ZM132 249V248H131ZM57 250V249H56ZM78 250V249H77ZM79 251H81V250H79ZM132 251V250H131ZM136 251V250H135ZM94 252V251H93ZM97 252V251H96ZM65 253V252H64ZM68 253H69V251H68ZM128 253V252H127ZM98 254H101V253H98ZM129 254V253H128ZM57 255V254H56ZM99 256V255H98ZM101 256H102V258L103 257H105V259L107 258L104 254H101ZM107 259H109V258H107ZM132 260V259H131ZM134 260V259H133ZM106 261V260H105ZM102 264V263H101Z\"/></svg>",
	"mask_w": 264,
	"mask_h": 264
},
{
	"label": "built area",
	"instance_id": "built-area-1",
	"mask_svg": "<svg viewBox=\"0 0 264 264\" xmlns=\"http://www.w3.org/2000/svg\"><path fill=\"white\" fill-rule=\"evenodd\" d=\"M132 39L142 40L143 35L133 33ZM210 56L208 49H201L199 58L205 70V97L215 81L207 70ZM158 81L163 91L179 85V82ZM195 196L194 206L185 213L186 222L175 220V215L164 219L166 224H173L181 241L189 235L194 238V263L264 264V145L248 159L246 170L240 174L239 185L231 195L215 199L216 205L202 189ZM217 207L224 211L219 212ZM229 217L240 218L244 223L230 222Z\"/></svg>",
	"mask_w": 264,
	"mask_h": 264
}]
</instances>
